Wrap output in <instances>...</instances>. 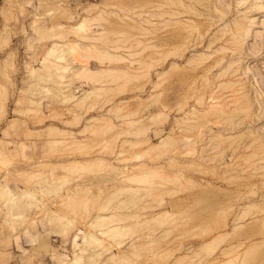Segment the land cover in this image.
<instances>
[{
	"label": "rangeland",
	"instance_id": "obj_1",
	"mask_svg": "<svg viewBox=\"0 0 264 264\" xmlns=\"http://www.w3.org/2000/svg\"><path fill=\"white\" fill-rule=\"evenodd\" d=\"M0 264H264V0H0Z\"/></svg>",
	"mask_w": 264,
	"mask_h": 264
},
{
	"label": "bare ground",
	"instance_id": "obj_2",
	"mask_svg": "<svg viewBox=\"0 0 264 264\" xmlns=\"http://www.w3.org/2000/svg\"><path fill=\"white\" fill-rule=\"evenodd\" d=\"M168 13L170 14L171 11L169 10ZM44 31H45V30H44ZM47 33H51V32H47ZM51 34H52V33H51ZM53 34H54V33H53ZM53 34H52V35H53ZM55 34H56V33H55ZM57 34H58V33H57ZM84 35H85V34H84ZM55 36H56V35H55ZM46 37H47V36H46ZM51 37H53V36H51ZM87 37H88V36H85V38H87ZM41 38H42V37H41ZM88 38H89V37H88ZM57 46H58V45L54 44V46L51 47V48H52L53 50H56L55 47L57 48ZM59 47L62 48V47H63V44L59 45ZM61 48H60V49H61ZM53 50H52V51H53ZM52 51L49 50V52H52ZM111 56H112V55H111ZM109 57H110V56H109ZM109 57H108V58H109ZM96 58H98V57H96ZM102 58H104V57H102ZM45 62H46V61H44V63H45ZM42 64H43V62H42ZM46 64H48V63H46ZM50 65H51V64H50ZM52 65H53V64H52ZM61 69H62V67H61ZM65 70H66V68H65ZM60 71L62 72V71H64V70H60ZM97 72H98V71L91 70L90 68L85 69V73H91V74H93L92 76H94V74H96ZM99 72H100V71H99ZM36 74H37V73H36ZM167 139H168V138H165L164 140L167 141ZM164 140H163L162 142H159L158 146L163 145L162 143L164 142ZM164 143H165V142H164ZM158 151H159V150H158ZM4 191H5L4 194H6V193H7L6 190H4ZM91 237H92V236H91ZM85 238H86V237H85ZM91 239H94V238H91ZM93 241H95V240H93Z\"/></svg>",
	"mask_w": 264,
	"mask_h": 264
}]
</instances>
